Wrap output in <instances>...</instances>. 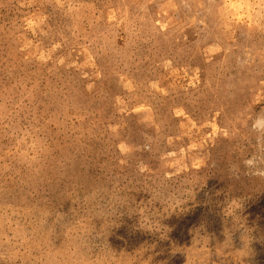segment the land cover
<instances>
[{
    "label": "rangeland",
    "instance_id": "1",
    "mask_svg": "<svg viewBox=\"0 0 264 264\" xmlns=\"http://www.w3.org/2000/svg\"><path fill=\"white\" fill-rule=\"evenodd\" d=\"M0 264H264V0H0Z\"/></svg>",
    "mask_w": 264,
    "mask_h": 264
}]
</instances>
